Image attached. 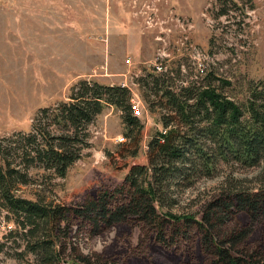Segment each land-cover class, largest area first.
I'll list each match as a JSON object with an SVG mask.
<instances>
[{
	"label": "rangeland",
	"instance_id": "374dc122",
	"mask_svg": "<svg viewBox=\"0 0 264 264\" xmlns=\"http://www.w3.org/2000/svg\"><path fill=\"white\" fill-rule=\"evenodd\" d=\"M223 9L227 13L220 15ZM158 75L173 89L212 83L238 102L244 100L248 84L264 78V0H0V151L2 146L16 150V137L31 131L40 110L68 100L81 79L128 86L139 104L140 114L134 115L143 127L138 155L132 157L122 111L107 106L88 125V145L65 177L38 163L27 168L29 182H18L15 192L79 207L95 193L120 186L132 165L148 164L147 144L163 129L166 110L157 96L151 97L154 110L149 109L144 84L147 76ZM43 124L50 127L47 118ZM10 159L13 167L25 169L18 151ZM261 174V167L222 163L215 176L180 193L174 212L202 221L208 204L226 192L225 181L238 180L252 189L261 186ZM6 213L0 207V241H6L14 227ZM231 218L220 227V238L233 226L252 227L239 249L264 247V216L253 221L239 213ZM79 225L73 226L74 243L66 261L145 264L131 255L142 237L138 225H116L93 236L81 232ZM178 226L185 225L180 221ZM194 236L183 243L181 253L191 244L185 260L193 255L195 264H210L211 256ZM20 241L0 253V264L33 263V254L24 259L13 255ZM146 246L156 264H179L174 254Z\"/></svg>",
	"mask_w": 264,
	"mask_h": 264
},
{
	"label": "trees",
	"instance_id": "16d2710c",
	"mask_svg": "<svg viewBox=\"0 0 264 264\" xmlns=\"http://www.w3.org/2000/svg\"><path fill=\"white\" fill-rule=\"evenodd\" d=\"M225 13L223 9L219 14ZM163 76H147L144 84L149 109L154 110L152 104L156 102L151 97L157 96L166 110L161 116L163 129L147 144L148 164L132 165L120 186L95 193L79 207L47 202L42 197L26 198L15 188L18 182H29L26 170L38 163L53 170L54 175L65 177L88 145V125L107 106L122 111L126 124L123 135L133 143L129 155L137 156L143 127L134 115L128 86L81 79L72 87L68 100L40 110L31 131L17 136L14 142L19 165L25 169L13 167L10 157L17 151L2 146L0 207L14 227L8 231L10 237L0 241V253H7L11 243L20 238L19 249L13 254L17 258L33 254L32 264H78L65 260L74 243L75 224L90 236L124 224L138 225L143 231L140 242L131 250L136 262L156 264L146 251L150 244L166 255L174 254L179 264H195L193 255L184 258L191 244L183 253L181 247L197 234L201 249L212 258L210 264H264V247L239 249L252 227L233 226L220 238V227H226L232 215L243 213L253 221L264 216V78L250 82L245 99L238 102L212 83L173 89ZM153 88L157 91L150 92ZM45 118L50 127L43 124ZM222 163L261 167V186L251 189L238 180L225 181L226 192L208 204L202 221L190 213L174 212L180 204V193L204 177L215 176ZM180 221L183 228L178 226Z\"/></svg>",
	"mask_w": 264,
	"mask_h": 264
},
{
	"label": "built area",
	"instance_id": "2783aa9c",
	"mask_svg": "<svg viewBox=\"0 0 264 264\" xmlns=\"http://www.w3.org/2000/svg\"><path fill=\"white\" fill-rule=\"evenodd\" d=\"M132 108H133L134 113L140 114L139 104L135 103V101H133Z\"/></svg>",
	"mask_w": 264,
	"mask_h": 264
}]
</instances>
